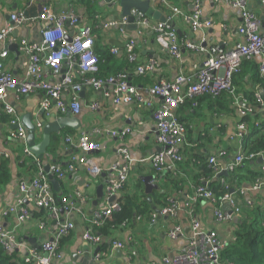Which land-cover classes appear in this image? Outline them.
<instances>
[{"label":"built area","instance_id":"obj_1","mask_svg":"<svg viewBox=\"0 0 264 264\" xmlns=\"http://www.w3.org/2000/svg\"><path fill=\"white\" fill-rule=\"evenodd\" d=\"M40 1L33 0L35 4ZM99 1L107 4L105 0ZM149 1L163 6L168 12L167 22H153L144 14L134 10L132 16L139 29H150L155 34L162 49L177 62L181 61L183 50L205 53L208 54V57L194 74L180 76L175 82L162 80L155 86L148 88L146 92L131 84L126 74L118 78H111L106 82L95 77L99 72V59L95 52L96 36L93 29L103 22L105 31L117 28L123 33L129 24L126 17H121L120 20L112 17L109 21H103L102 16L97 14L91 17L93 19L92 25L83 24L81 26V17L73 10L69 13L56 15L50 6L39 4L40 15L30 18L23 11L15 12L11 14L8 25L0 31V43L5 48L0 53V102L3 103L5 113L11 116L10 125L18 126L15 130L10 131L9 137L16 143H24L25 158H31L36 166V171L31 180L22 179L20 181L21 197L18 202L4 210L3 215L6 217L15 216L18 227L25 225L32 218L37 219V226L40 231H48L52 236V239L44 241L39 248L28 250L23 260L25 263L56 264L63 258L58 243L73 232L75 229L73 219L76 216H79L84 222L87 221V224L93 225L109 218L113 212L117 211L120 207L118 196L120 199V194L129 181L133 161L130 159L128 150L121 147L119 161L108 172L103 171L101 159L92 155L103 150V146L86 133L77 137H66L64 141L67 148L71 146L72 153L75 154L66 165L49 164V171L46 172L40 158L36 157L27 146L28 133L24 127L19 125L20 122L15 109L6 102L10 92H18L21 95L43 93L42 110L48 113L54 105L63 116L80 115L82 111L80 93L83 90L102 92L105 98L113 100L116 105H145L148 108H153L155 100L162 99V106L154 112L158 133L156 144L158 148H161V151L155 152L148 158L150 165L156 171L155 182L157 183L166 175L177 179L181 177L178 164L183 161L181 148L188 145V129L185 124L179 121L178 110L187 100L203 95L218 96L224 91H230L235 96L233 106L242 113L241 118L247 115V111L242 105L247 104L248 101L235 95L233 79L235 75L241 72L244 63L252 61L257 63L258 72L264 79V27L258 16L248 10L246 0H226L231 6L242 10L243 22L239 27V33L243 36V41L231 49L215 46L211 50H207L203 46L204 40L195 43L189 38L180 39L175 28L176 20L189 25L193 33L211 28L213 23L209 20H203L200 0L194 4L191 14L174 6L168 0ZM215 1L222 2L224 0ZM261 2L264 5V0ZM38 21L44 25L40 42L33 43L21 40L17 44L19 50L28 55L29 60L26 64L25 75L15 76L6 64L9 57L7 47L15 43L12 35L26 24ZM136 48L134 41H129L126 45L125 51L131 63H136ZM111 53L117 56L120 52L118 48L114 47L111 49ZM63 71L65 72L63 79L54 82L63 74ZM153 71V63L136 67V72L141 76L152 74ZM67 89L72 92L73 99L71 101L63 98L64 90ZM254 98L257 104L262 105L264 103V85L255 87ZM91 107L94 110L97 109L96 104ZM255 127L260 128L262 124L257 123ZM35 128L39 134L42 131V124L38 123ZM248 130L247 122H240L237 128V137L242 141L245 140ZM104 132L105 130H95L94 133L101 135ZM107 133L112 138L124 141L132 133V129L127 127L123 130L107 131ZM246 154V150L239 152L234 160L227 164L225 171L227 173L234 172L243 166L246 159H255V155L247 158ZM224 156L226 153L221 151L218 155H212L208 158L207 164L215 171L214 177L223 171L219 169L218 160ZM258 157L263 159L261 167L263 178L253 185L244 187L241 194L264 189V151ZM78 166L86 168L91 179V185H88L86 191L73 190L68 195L62 196L60 201L57 200L49 176H54L59 182H65L68 176L77 170ZM103 175H105L103 185L107 199L117 196V200L101 210H95L89 218L86 215V207L91 201L89 189H92V182ZM221 181L224 183V180ZM189 189L182 208L190 219L191 238L173 258L166 257L159 263L149 264H226L222 260L221 252L234 238L221 240L214 231H202L195 209L198 203L210 202L214 206L213 213L219 224L232 223L234 216L242 215L241 208L233 197V191L219 200L215 193L209 189L208 182L202 186L191 184ZM30 205L43 211L45 215L42 218H34ZM225 205L228 206V211L224 209ZM180 210L181 206L175 200H170L169 206L159 210V213H152V222L156 221L157 215H168L171 218H176ZM262 210L264 212V207ZM16 233L17 231L6 230L0 221V243L8 254H12L16 246H23V244L18 243ZM182 234L183 228L176 226L169 233V236L177 238ZM83 239L93 246L103 243V239L96 235L92 228H87L83 234ZM126 246L124 242L114 241L112 251L100 253L96 258L101 260L104 257H112L117 250L124 251ZM132 261L133 258L127 256V264H132Z\"/></svg>","mask_w":264,"mask_h":264},{"label":"crops","instance_id":"obj_2","mask_svg":"<svg viewBox=\"0 0 264 264\" xmlns=\"http://www.w3.org/2000/svg\"><path fill=\"white\" fill-rule=\"evenodd\" d=\"M168 1L174 6L182 8L188 14H191L197 0ZM246 2L248 10L258 16L264 27V5L261 0H246ZM80 3L81 0H41L37 4L33 0H0V31L8 25L11 14L18 11H23L28 14L34 11H38L39 13V4L50 6L56 15L69 13V11L73 10L81 17V26L83 24L92 25L93 19L87 14ZM151 6L163 16H168V12L163 8L161 9L154 2L151 3ZM200 6L203 20H209L213 25L209 29L193 33L189 25L180 20H176L175 28L180 39L189 38L195 43L204 40V45L207 50L221 45L225 49H231L234 45L243 41V36L239 33V27L243 22L242 10L240 8L231 6L226 0L222 2L200 0ZM95 13L101 14L103 21H109L112 17L117 20L121 18V9L118 4L109 7L102 1H98L93 10V14ZM152 21L155 22V20ZM43 26L38 21L31 22L17 29V36L12 35V39L15 40L13 44H18L21 40L33 43L40 42ZM93 31L96 36L95 50L101 49L102 51L111 53V49L116 47L120 53L117 56L114 55V57L119 59L124 57L123 59H127V53L125 51L126 45L129 41H134L137 46V60L135 65L139 66L153 63V73L144 77L136 72V67L129 69L132 84L136 85L143 92H146L148 88L155 86L162 80L175 82L180 76L194 74L201 68L203 61L208 57V54L205 53L183 50L182 59L177 62L162 49L157 42L155 34L150 29L137 28L136 30H131L125 27L123 33L117 28L105 31L103 29V22H101ZM4 49L3 44L0 43V53ZM8 53L9 57L6 60V64L9 66L8 68L15 76L25 75L26 64L29 60L28 55L20 50L18 53L8 50ZM255 65L257 66L255 61L244 65L242 75L236 81V91L238 95L248 101L246 102L248 107L245 108V111H247L246 117L250 116L249 122L256 126L257 123L264 125V103L262 105L257 104L254 98L255 87L262 85L261 82H256ZM64 74L65 72L63 71V74L55 79L54 82L61 81ZM258 75H260L259 72ZM259 77L261 78V76ZM63 98L71 101L73 99L72 92L69 89L64 90ZM223 99H226V97ZM42 101L43 93L40 92L29 95L10 92L6 99V102L15 109L20 126H22L23 118L28 114L31 115L32 122L36 126L38 123L42 124V121H54L56 118L63 117L54 105L48 113L44 112L41 108ZM80 101L82 103V111L78 118L82 123L81 130L76 131L72 128L62 129L60 134L57 135L60 137V140L57 143L55 152L48 155V160L44 158L46 159V164H68L75 153H72L71 146L67 148L64 139L66 137H77L87 133L103 146V150L92 155L101 159V167L105 172H108L119 161V150L121 147L128 150L133 165L130 170L129 181L122 196L125 198L139 194L141 192L139 189L140 185H143V191L145 193V186L140 178L143 176H153L155 182L156 171L150 165V159L148 158L158 148L156 144L158 133L154 112L162 106V99H156L153 108H148L145 105H116L113 100L105 98L102 92L86 90L83 97L80 98ZM213 102L218 103V101ZM224 103V100L220 101V104ZM93 104L97 105V109H92L91 106ZM196 110V113L195 111L188 113V108H184L182 112H178V116H182L193 129V133H189L187 136L188 145L181 148V153L184 154L185 158L184 164L179 167L181 177L173 181L170 177V180L158 183L159 190H155L151 194L152 205L158 210L162 209L163 204L157 202V196L153 197V194L157 191L159 194H167L168 203L170 200H175L181 206L177 217L171 218L168 215H157L156 221L152 222L151 215H153L152 213H156V211L151 208L152 213L135 219L132 227L118 228L109 237L103 238V244L107 245L108 252L112 251L114 241H121L126 245L134 244L131 248L126 247L122 252V257H118L116 251L112 257H104L101 260H97V258H94L95 252L98 250L99 254L105 252L101 251V246H93L84 241L83 234L87 230L88 224L87 221L84 222L79 216H76L73 219L75 229L66 238L61 247L63 258L56 264H127L128 253L134 255L132 264L159 263L163 258H173L186 246L188 239L192 236V230L190 219L182 206L189 193L188 191H190V185L196 180L203 179L205 176L201 171H198V166H196L203 162L196 161V159L206 160L210 156L218 155L219 152L224 151L226 156L218 160L219 169L224 171L227 164L232 162L239 152L245 150L247 144L254 143L255 139L264 133L262 131H255L254 133V129L252 130V127L247 123L249 125L248 135L245 140H240L236 134L238 125L242 122V113L234 106L229 108L228 105H225V107H213L208 102H202ZM10 121L11 116L5 113L3 103L0 102V166H5L8 176H10V179L0 190V221L6 230L17 231L15 234L16 238L18 243L23 244V246H16L12 251L16 255L14 263L23 264L22 262L28 250L39 248L44 241L52 239V236L48 231H40L37 226V219L34 220L32 218L25 225L18 227L15 216L10 215L6 217V215H3L4 210L16 204L20 199V181L22 179L27 181L31 180L36 171V168L31 166L34 163L33 160L31 158H25L23 152L24 143H16L10 139V131L16 129L15 126L10 125ZM127 127L132 129V133L124 141L118 138H112L107 133V131L123 130ZM255 128L260 129L259 127ZM95 130H105V132L97 135L94 133ZM37 136V141H41L42 133L40 132ZM262 165L263 159L258 157L253 160H248L242 169L260 174ZM103 176L105 177V175ZM104 177L101 176L97 180H94L92 182V189H89L91 201L86 207V215L89 218L95 210H101L109 204L107 196L105 195L98 206L96 208L93 207V202L97 198V188L104 184ZM224 178L225 176L218 178V175L215 177L213 175L212 182L216 180L220 181ZM60 183H62V191L64 193H71L73 190L86 191L88 185H91V179L86 168L78 166L77 170L70 174L65 182ZM244 183L246 182L242 184ZM243 187H247V185H243ZM146 196L147 200L148 195ZM233 197L242 212L243 208H249L250 206L264 207V189L240 195L233 191ZM29 207L32 210L33 216L36 211H41L34 208L33 205ZM224 209L228 211V206L225 205ZM213 211L214 206L210 202L197 204L195 213L201 230L205 232L214 231L221 240L233 239L237 229V222L241 218V215L234 216L232 223L219 224L215 220ZM176 226L183 228V234L177 238H172L169 236V233Z\"/></svg>","mask_w":264,"mask_h":264},{"label":"trees","instance_id":"obj_3","mask_svg":"<svg viewBox=\"0 0 264 264\" xmlns=\"http://www.w3.org/2000/svg\"><path fill=\"white\" fill-rule=\"evenodd\" d=\"M99 0H81V5L89 14L91 17L92 15L95 16L97 13L93 14L94 6L98 3ZM162 9L163 6L161 4H157ZM164 9V8H163ZM28 17H37L40 15V13L33 12V13H26ZM99 14V13H98ZM101 15V14H99ZM97 57L99 59V72L95 75L96 78L103 80L104 82L108 81L111 78H118L119 76H122L124 74L128 75V80L131 82V75H130V68L131 67H138V65H135V62L131 63L128 59H119L115 58L112 53H107L105 51H102L101 49L95 50ZM250 63V62H246ZM243 64L244 65L246 64ZM242 70L239 74L234 76L233 79V88L235 89V95L240 97L236 91V81L238 78L242 75ZM257 66L255 65L254 70L256 71V82L264 85V80L261 79L257 72ZM147 76V75H144ZM142 76V77H144ZM134 85V84H133ZM136 86V85H135ZM226 99H223L225 98ZM235 96L230 91H224L220 93L218 96H210V95H203L198 96L193 99L187 100L183 105L179 107L178 112H182L184 108H188V113H192L195 111L197 112V108L199 107L200 103L202 102H208L209 105L216 107L221 106L225 107V105H228L229 107L233 106ZM224 100V104H220V101ZM213 101H218L216 104ZM229 101V102H228ZM198 106V107H197ZM178 119L181 123L185 124L188 129V133H193V129L191 128V125H188L186 120L182 116H178ZM250 116L242 118L241 121L249 123L251 129H254L257 132H264V125L262 124V127L260 129L255 128V124H251L249 122ZM60 140V137L53 136L51 144L48 148V155H51L55 152L56 146L58 141ZM188 142V140H187ZM245 150L247 151L246 157L249 158V156H254L255 159L258 158V156L264 151V133L257 139H255L254 143L247 144ZM183 155V161L178 164V167H180L182 164H184L185 158ZM42 164L46 166V159H40ZM48 160V158H47ZM249 159H246L244 161L243 166L236 169L234 172L228 173L229 175L225 177L224 183L220 180H216L212 182L214 170L210 168L207 164L208 159H196V161H201L203 163L197 164L198 171H201L205 176L203 179H200L199 181H195L193 185L196 186H202L203 182H208L209 189H211L214 193L217 199L223 198L226 194H228L231 191H234L236 194L240 195L241 190L244 188L243 185H253L258 180L263 178V175L260 173H254L250 170L242 169L245 165V163L248 162ZM205 161V162H204ZM31 166L33 168H36L35 164L32 163ZM52 177L53 179H56L54 176L50 175L49 178ZM171 176H164L160 182H166L170 180ZM172 178V177H171ZM10 179V176H8L7 168L5 166H0V190L2 189V186L7 183V181ZM173 180H178L177 178H172ZM181 181V180H180ZM212 182V183H211ZM243 182H246L242 184ZM196 183V184H195ZM249 184V185H248ZM126 187V186H125ZM125 187L123 191L120 194L119 199V209L113 214L103 221H100L96 224H88V228L94 231L96 235H99L101 239L109 237L112 232L116 231L118 228L122 229L127 226L133 225V222L135 219L141 218L144 215H147L149 213H152L151 206L149 202L146 200L147 196L144 193L143 185L139 186V189L141 192L139 194H136L134 196H127L123 197L122 194L125 190ZM187 187V186H185ZM59 191H56L53 187V191L55 193V197L57 200L60 201V198L62 196H66L69 193H64L62 191V183L59 182ZM168 189V188H167ZM157 196V202H161L163 205L161 208L169 206V203L167 202V194L161 193L159 194L158 191L153 194V197ZM221 204H223L221 202ZM61 206V204L59 203ZM43 211H36L34 213V218H42L44 215ZM68 238V237H66ZM66 238H63L59 241V250L61 251V247L63 243L65 242ZM134 244L127 245L129 248H131ZM101 251L108 253L107 251V245L101 243ZM126 246V247H127ZM128 255L134 259V255L132 253H128ZM16 255L14 253L8 254L4 246L0 243V264H16L15 262ZM221 257L224 263L226 264H264V212L261 207H249V208H243V212L241 215V218L237 222V229L234 234V240L230 242L228 246L224 248V250L221 252ZM23 264H34V263H25Z\"/></svg>","mask_w":264,"mask_h":264},{"label":"water","instance_id":"obj_4","mask_svg":"<svg viewBox=\"0 0 264 264\" xmlns=\"http://www.w3.org/2000/svg\"><path fill=\"white\" fill-rule=\"evenodd\" d=\"M107 5L109 7H113L114 5L118 4L120 9H121V17L122 18H128V29L131 30H136L139 28L136 23L135 19L132 16V11H138L142 14H144L147 18L159 22H167V17L163 16L160 12L156 11L154 8L151 6V1H141V0H105ZM172 25L171 23H169ZM14 35L17 36V32L15 31L13 33ZM70 40V38H67ZM205 46V45H203ZM224 48L222 45L220 46ZM9 51L18 53L19 52V46L17 44H13L7 47ZM149 53V52H147ZM86 91L83 90L80 93V97H83L84 93ZM244 108H247L248 106L246 104L242 105ZM250 107V106H249ZM251 108V107H250ZM42 126L43 129L41 131L42 133V139L41 141H37L38 138V133L37 129L35 128V125L32 122L31 115L28 114L25 116L22 120V126L27 129V146L30 149V151L38 158L44 159L48 157V148L51 144L52 137L54 135H59L62 129L65 128H72L76 131H80L82 127V123L78 116H71V115H66L60 118H56L54 121H42ZM16 128L18 126H15ZM14 127V128H15ZM161 148H157L156 152H160ZM150 157V156H149ZM45 171H49V164L45 166ZM227 177L228 173L227 171H222L219 175L218 178L220 177ZM104 177V176H102ZM140 180L144 183L145 186V193L148 195L147 201L151 205V208L156 211V213H159V210L152 205V200H151V194L155 190H159V185L158 183L154 182V177L153 176H143L140 178ZM51 184L53 185L54 189L56 191H59V181L56 179H53L50 177ZM105 193H104V185H100L97 188V198L93 202V207L96 208L98 204L104 199ZM117 200V196H112L111 198L108 199L109 204H113ZM31 241V240H30ZM122 250H117V255L118 257H122ZM99 254V250L95 252L94 258ZM88 264H93V263H88Z\"/></svg>","mask_w":264,"mask_h":264}]
</instances>
